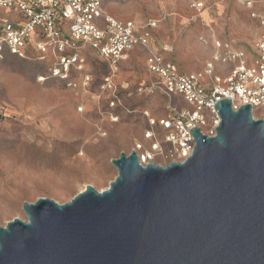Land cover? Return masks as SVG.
Masks as SVG:
<instances>
[{
  "label": "water",
  "instance_id": "water-1",
  "mask_svg": "<svg viewBox=\"0 0 264 264\" xmlns=\"http://www.w3.org/2000/svg\"><path fill=\"white\" fill-rule=\"evenodd\" d=\"M215 109L183 162L122 151L105 189L23 202L26 219L0 226V264H264V124L249 104Z\"/></svg>",
  "mask_w": 264,
  "mask_h": 264
},
{
  "label": "rangeland",
  "instance_id": "rangeland-1",
  "mask_svg": "<svg viewBox=\"0 0 264 264\" xmlns=\"http://www.w3.org/2000/svg\"><path fill=\"white\" fill-rule=\"evenodd\" d=\"M254 1L255 9L264 11V0ZM104 9L119 20H159L153 37L172 47L167 57L185 71L201 70L210 58V46L199 40L210 28L246 49L249 58L259 32L235 0H221L201 17L187 0H105ZM80 57V70L71 67L60 75L47 70L51 60H38L31 51L0 60V226L14 217L26 219L25 201L47 197L63 203L87 184L108 187L117 175L110 160L142 139L144 111L152 117L165 112L163 96L135 92L153 78L142 52L119 62L114 107L108 103L110 91L99 87L104 76L113 75L108 62L89 48Z\"/></svg>",
  "mask_w": 264,
  "mask_h": 264
},
{
  "label": "built area",
  "instance_id": "built-area-1",
  "mask_svg": "<svg viewBox=\"0 0 264 264\" xmlns=\"http://www.w3.org/2000/svg\"><path fill=\"white\" fill-rule=\"evenodd\" d=\"M104 1L0 0V60L7 54L23 58L31 51L38 60H51L47 70L60 75L71 67L80 70L81 52L89 48L113 71L103 77L99 87L110 91L108 103L114 107L118 105L114 73L119 62L139 48L153 78L138 85L136 94H160L166 100L163 116L152 117L144 111L147 128L131 148L142 166H165L188 158L195 145L193 127L207 136L215 134L219 100L229 99L233 110L249 104L251 117L264 124V11L255 9L254 0H235L259 28L251 58L246 49L219 38L210 28L208 34L199 36L211 53L198 71H185L167 57L172 47L153 37L159 20H119L105 11ZM187 1L201 17L221 0Z\"/></svg>",
  "mask_w": 264,
  "mask_h": 264
},
{
  "label": "crops",
  "instance_id": "crops-1",
  "mask_svg": "<svg viewBox=\"0 0 264 264\" xmlns=\"http://www.w3.org/2000/svg\"><path fill=\"white\" fill-rule=\"evenodd\" d=\"M138 51L141 52L139 48H135V49H133V50L129 53V57H128V59H126V60H129V59L131 58V56H132L134 53L138 52ZM144 59H145V56H144V58H143V61H144ZM126 60H124V61H122V62L125 63ZM144 67H145V61H144Z\"/></svg>",
  "mask_w": 264,
  "mask_h": 264
}]
</instances>
